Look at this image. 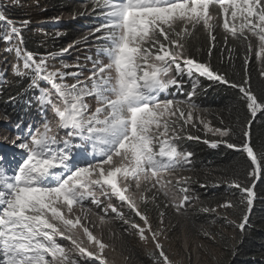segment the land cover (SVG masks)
<instances>
[{
    "label": "snow or ice",
    "instance_id": "6c2138e0",
    "mask_svg": "<svg viewBox=\"0 0 264 264\" xmlns=\"http://www.w3.org/2000/svg\"><path fill=\"white\" fill-rule=\"evenodd\" d=\"M78 15L93 18L86 34L59 51L37 53L24 46L31 21L17 25L0 10V40L14 53V62H0V92L10 83V66L12 80L23 87L9 100L27 97V105L45 117L35 128L15 123L12 143L22 151L8 160L0 156V264H115L107 252L116 251V241L123 247L128 237L151 245L152 264H182L164 247L177 225L165 223L166 213L160 212L153 227L148 214V206L159 207L161 198L195 228L197 247L210 264H230L223 256L235 255V230L244 234L255 181L264 176V150L257 152L251 143V125L257 113L264 115V102L252 91L247 71L254 54L264 78V0H87L72 18ZM199 29L209 57L218 35L229 63L239 46L243 77L197 59L190 40ZM82 43L95 48V56L85 57L90 67L79 58L65 61ZM185 77L191 91L179 99ZM201 79L238 91L243 111L237 110L233 124L222 116L221 126L206 119L207 110L193 99ZM198 125L215 137L204 143L240 151L246 164L211 182L194 181V153L180 142L199 140L186 135ZM194 182L239 194L229 192L212 203L201 199ZM190 209L210 219L197 226ZM184 245L187 251V234Z\"/></svg>",
    "mask_w": 264,
    "mask_h": 264
},
{
    "label": "trees",
    "instance_id": "16d2710c",
    "mask_svg": "<svg viewBox=\"0 0 264 264\" xmlns=\"http://www.w3.org/2000/svg\"><path fill=\"white\" fill-rule=\"evenodd\" d=\"M81 2H87V0H23V10L21 13H16L11 6L2 5L0 6V10H3L5 15L13 20L20 19L16 22L17 25L25 19L30 20L31 23L23 32L24 46L33 52L46 53L59 51L62 47H66L72 41L79 39L81 35L86 34L92 26L94 22L93 18L87 15H78L75 19L72 18L74 11H81ZM64 16L69 18L64 19ZM234 43V41H229V45ZM86 44L82 43L78 48L85 47ZM5 47V43L0 40V62H3L5 57L9 61L14 62V53L6 52L4 50ZM223 47V39L218 35L217 47L214 49L212 56L209 57L207 54V37L202 29L197 30L190 40V48L197 55V59L205 61L210 59L214 68L226 71L230 77H243L245 73L241 58L242 54L239 53V46L237 45V52L233 54L234 59L231 63L228 61L227 52L222 54L221 49ZM198 48L203 50L197 53L196 50ZM83 50L84 48L80 51ZM86 56L91 55L88 53L84 55V60L79 61L88 64L85 60ZM0 66H2V63H0ZM261 67L253 54L247 69L248 75L250 76V85L252 91L257 95L258 100L264 102V78L260 76ZM8 78L10 83L0 92V137H4L1 134L4 130L8 129L9 125L14 130H16L14 128L15 123L20 120H23L22 127H25L28 122L33 125L34 122L40 121L38 118L41 115L35 105L32 107L27 105V97L19 99L15 103L9 100L10 96H16L21 91L23 85L16 84L12 80L10 66ZM190 91L191 88H189L188 92ZM185 95V93L180 94L178 98L184 99ZM238 96V91L235 89L203 80V85L197 90V94L193 99L201 108L207 110L206 119L211 121L213 126H221L219 123L221 116L226 123L233 124L237 110L243 111V106L239 103ZM230 112L232 113L231 117L229 116ZM243 118L242 116L241 119ZM188 131L186 135L190 134L200 137L199 140L185 138L183 139L184 143L182 145L186 150L194 153L191 158V166L194 169V181L198 178L201 182H204L207 177L209 182H211L220 175H231V169L236 164H246V154H242L240 151L234 149H228L224 144H220L217 148L213 149L209 144L204 143V140L211 139L205 134L201 126L190 128ZM5 141L4 139L3 142ZM251 143L257 152L264 150V115L260 113H257L251 125ZM224 169H229L228 173H224L222 171ZM192 187L200 195L202 200H207L212 203L222 199L229 192L239 194V190L229 189L224 185L205 190L198 183L194 182ZM254 192L256 193V198L249 215L246 230L242 236L240 235L239 229L235 230L237 237L234 241L236 246L235 255L233 256L229 252L223 256V260L230 261V264H264V176H261L255 181ZM151 209V212H148L150 217L167 211L165 207L162 209L160 203L159 207L153 206ZM167 214L171 223L176 219L177 223L179 222L180 225H184L187 234L193 237L195 236L201 243V238L198 236L195 228L186 222L183 217H178L171 212ZM190 214L192 222L197 226L206 219H210V217H206L204 214H197L193 210H190ZM232 218L239 222L238 213H232ZM114 227L118 229L119 223L117 222ZM213 230L218 231L219 225L215 226ZM232 232L233 229L228 228V233L232 234ZM203 242L205 244H211L207 240ZM118 245H120V251L124 257H129L127 260L138 261L139 264H152L146 258L141 243L136 242V237H128L123 247H121L120 242H118ZM200 252L202 258L208 259L203 251L200 250Z\"/></svg>",
    "mask_w": 264,
    "mask_h": 264
},
{
    "label": "rangeland",
    "instance_id": "374dc122",
    "mask_svg": "<svg viewBox=\"0 0 264 264\" xmlns=\"http://www.w3.org/2000/svg\"><path fill=\"white\" fill-rule=\"evenodd\" d=\"M22 4H23V0H0V6H2V5L3 6H11L12 9L16 13L22 12V10H23ZM85 4H86V2H81V5H82L81 11H84ZM63 18L67 19L69 17L64 16ZM18 20H20V19H17L14 21L18 22ZM82 48H84V50L80 51V50H82ZM88 53H90L91 56H95V48L92 45V43H87L85 45V47H79V48L77 47L75 49L70 50V54H66L67 56L65 57V61L67 63H75L77 58H79V60H84V55H86ZM80 63L85 64L83 61H80ZM88 66H91V65L89 64ZM69 70L71 71L74 69H69ZM42 122H41V124H42ZM188 132L189 131L187 130L186 134ZM15 135H16V130H14L13 128H10V125L8 126V129L4 130L3 133L1 134V136L7 137V139L10 138V136H15ZM207 135L210 139H215V137L212 136V134L209 133ZM4 137H1L0 140H4ZM14 138H12V139H14ZM180 143H181V145H183L184 141L181 140ZM160 204H161V207L163 209V207H164L163 198H161ZM152 207H153V205L148 206V212H151ZM168 212L174 213V211L171 208H167V211L165 212L166 215L164 217L165 223H171L170 219H168V214H167ZM150 218L152 220L153 227L158 226L159 219H160L159 214H157V216H152ZM176 221L177 220L175 219L172 222V224H175L177 226L169 232V234H168L169 239L164 241L165 250L170 255V258L173 260L182 261V264H210V261L208 259H205L204 257L202 258V254H201L199 248L197 247V245L200 242L195 238V236L193 237L192 235L187 234V232L184 229L185 228L184 225H180L179 222L177 223ZM185 234H187V237H188V245H187L188 250L187 251H185V245H184ZM104 239L108 243L113 242L112 240L109 239L107 232H105V234H104ZM137 241L140 242L138 240V238H136V242ZM118 242L119 241L115 242L116 243V251L115 252H111V251L107 252L109 259L114 260L115 264H139L138 261H131V260L125 259L124 255L120 251V249H121L120 245L117 246ZM63 243L67 244L68 242L63 241ZM140 243L142 245L143 252L146 254V258L148 259L149 262L152 263L151 245L146 247L142 244V242H140ZM189 256H190V260H189Z\"/></svg>",
    "mask_w": 264,
    "mask_h": 264
},
{
    "label": "clouds",
    "instance_id": "9594fccd",
    "mask_svg": "<svg viewBox=\"0 0 264 264\" xmlns=\"http://www.w3.org/2000/svg\"><path fill=\"white\" fill-rule=\"evenodd\" d=\"M203 80L204 81H206V82H211V81H208V80H206V79H201V81H200V84H201V86L203 85ZM200 86V87H201ZM189 88H191V84L188 82V79H186L185 80V84H184V87H183V92L185 93V94H187V92L189 91ZM14 138L15 136H10V138H8V140H10V141H12L13 139L12 138ZM1 138V137H0ZM3 141L4 140H0V142H2L3 143ZM18 143V142H17ZM22 151V150H21Z\"/></svg>",
    "mask_w": 264,
    "mask_h": 264
},
{
    "label": "bare ground",
    "instance_id": "6f19581e",
    "mask_svg": "<svg viewBox=\"0 0 264 264\" xmlns=\"http://www.w3.org/2000/svg\"><path fill=\"white\" fill-rule=\"evenodd\" d=\"M186 79H188V78H187V77H185V80H186ZM183 93H184V92H182V94H183ZM182 94H181V95H182Z\"/></svg>",
    "mask_w": 264,
    "mask_h": 264
}]
</instances>
